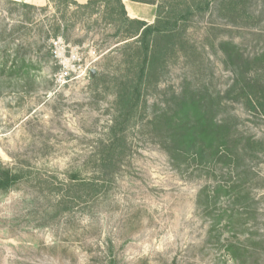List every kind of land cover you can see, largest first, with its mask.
Listing matches in <instances>:
<instances>
[{
    "label": "rangeland",
    "instance_id": "rangeland-1",
    "mask_svg": "<svg viewBox=\"0 0 264 264\" xmlns=\"http://www.w3.org/2000/svg\"><path fill=\"white\" fill-rule=\"evenodd\" d=\"M70 1L0 0V163L21 177L0 190V264H264V113L244 96L264 103V0H208L179 23L108 158L118 84L142 57L102 6ZM157 5L135 12L153 23ZM183 88L221 98L227 159L178 171L151 136ZM88 181L96 193L70 186Z\"/></svg>",
    "mask_w": 264,
    "mask_h": 264
},
{
    "label": "trees",
    "instance_id": "trees-1",
    "mask_svg": "<svg viewBox=\"0 0 264 264\" xmlns=\"http://www.w3.org/2000/svg\"><path fill=\"white\" fill-rule=\"evenodd\" d=\"M64 1L76 5L70 0ZM129 1L145 5H157L158 1V3L161 2L157 5L154 22L149 24L142 20L129 18L122 0H89L84 5H77L85 9L94 7V10L97 6H102L106 15L105 21L117 26V33L121 34L122 41L125 42L124 46L129 47L126 41L134 39L138 45V55L142 57L134 78L128 79L125 76L118 84L116 112L105 146L107 158L114 154L117 142L125 141V125L137 111L140 91L148 85L149 80L157 71L160 59L166 55L165 46L173 37V31L180 25L179 23L188 21L195 11L203 13L209 7L208 0L200 2L199 8H196L197 3L194 1L184 3L185 6L181 10H176L177 6H171L167 10L162 3L163 0ZM22 5L26 8H34L27 4ZM220 47L231 64L235 65V61L241 59L236 48L231 44L222 43ZM259 59L260 57H257L255 61ZM244 96L248 97L247 102L251 109L257 107L264 113V103L255 95L244 94ZM260 99L264 100L263 96ZM220 100L219 96L212 95L207 90L183 88L178 94L170 95L164 106L154 112L147 122L151 136L178 171L185 165L189 166V161L207 164L217 162L222 158L227 159V122L217 119ZM254 101H256V106L252 105ZM105 161L106 158L101 156L97 163L102 165ZM76 178L77 176L74 175L71 180H76ZM20 179L17 172L3 167L0 163V190L9 189ZM74 184L71 182L70 186L84 187L91 193H96L99 187L96 181Z\"/></svg>",
    "mask_w": 264,
    "mask_h": 264
},
{
    "label": "crops",
    "instance_id": "crops-1",
    "mask_svg": "<svg viewBox=\"0 0 264 264\" xmlns=\"http://www.w3.org/2000/svg\"><path fill=\"white\" fill-rule=\"evenodd\" d=\"M89 1V0H88ZM87 1V2H88ZM127 1V3L126 2H122L123 3V5H124V7H125V9H126V12H127V14H128V9H127V5H129L130 6V9H131V12H133L135 15L134 16H129V18H131V19H138V20H140V19H142L141 18V16L138 14V13H136L135 11H136V7L138 6V7H140V6H142V4H140V3H135V2H131V1H129V0H126ZM129 15V14H128ZM145 19H148V18H145ZM152 20H153V18H149L148 20H143V21H147V23H151L152 22Z\"/></svg>",
    "mask_w": 264,
    "mask_h": 264
},
{
    "label": "bare ground",
    "instance_id": "bare-ground-1",
    "mask_svg": "<svg viewBox=\"0 0 264 264\" xmlns=\"http://www.w3.org/2000/svg\"><path fill=\"white\" fill-rule=\"evenodd\" d=\"M124 2H126V3H127V1H125V0H124ZM127 9H128V11H131V9H130V6H129V5H127Z\"/></svg>",
    "mask_w": 264,
    "mask_h": 264
},
{
    "label": "built area",
    "instance_id": "built-area-1",
    "mask_svg": "<svg viewBox=\"0 0 264 264\" xmlns=\"http://www.w3.org/2000/svg\"><path fill=\"white\" fill-rule=\"evenodd\" d=\"M57 41H58V43H59V42H60V39H58Z\"/></svg>",
    "mask_w": 264,
    "mask_h": 264
}]
</instances>
